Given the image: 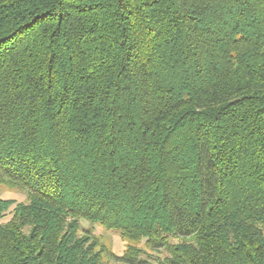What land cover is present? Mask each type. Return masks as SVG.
<instances>
[{
    "label": "trees",
    "instance_id": "obj_1",
    "mask_svg": "<svg viewBox=\"0 0 264 264\" xmlns=\"http://www.w3.org/2000/svg\"><path fill=\"white\" fill-rule=\"evenodd\" d=\"M0 184V264H264V0H0Z\"/></svg>",
    "mask_w": 264,
    "mask_h": 264
},
{
    "label": "rangeland",
    "instance_id": "obj_2",
    "mask_svg": "<svg viewBox=\"0 0 264 264\" xmlns=\"http://www.w3.org/2000/svg\"><path fill=\"white\" fill-rule=\"evenodd\" d=\"M28 190L19 186H10L7 184H0V198L14 200L15 203H28ZM12 217L11 210L8 211L4 217L0 218V223L7 222ZM81 231L78 234H89L94 238H98L100 247H105L103 258L105 264H128L122 259L126 249V241L122 239L117 231L107 230L97 222H91L86 219L80 220ZM180 239L172 238L171 244L178 243ZM143 243V242H142ZM143 245V244H142ZM142 253L143 264H165L170 257L168 248H161L158 250L145 249Z\"/></svg>",
    "mask_w": 264,
    "mask_h": 264
}]
</instances>
